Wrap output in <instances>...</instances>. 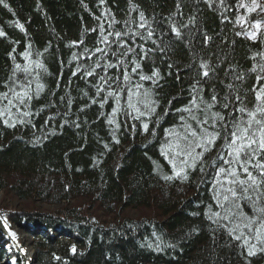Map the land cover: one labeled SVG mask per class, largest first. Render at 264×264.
Returning a JSON list of instances; mask_svg holds the SVG:
<instances>
[{"label":"trees","instance_id":"1","mask_svg":"<svg viewBox=\"0 0 264 264\" xmlns=\"http://www.w3.org/2000/svg\"><path fill=\"white\" fill-rule=\"evenodd\" d=\"M248 1L0 4V191L48 206L93 198L106 215L153 207L158 216H124L105 225L98 216H81L77 206L0 207L7 222L33 224L25 231L32 236L35 264H264V243L254 232L229 234L240 212L254 216L257 195L237 200L236 212L218 196V180L228 185L216 176L229 158L228 134L237 124L246 127L248 113L264 107L256 99L264 89V27L255 39L239 27L245 18L240 5ZM255 18L250 14L247 24ZM206 132L219 136L188 167L193 161L185 163L186 153L201 151L195 144ZM173 164L184 169L180 177L173 175ZM250 170L259 178L257 169ZM258 206L264 207V198ZM241 233L240 240L233 238ZM245 237H252L247 246ZM251 245L253 256L247 254ZM5 256L21 264L0 235V264Z\"/></svg>","mask_w":264,"mask_h":264},{"label":"snow or ice","instance_id":"2","mask_svg":"<svg viewBox=\"0 0 264 264\" xmlns=\"http://www.w3.org/2000/svg\"><path fill=\"white\" fill-rule=\"evenodd\" d=\"M0 4H3L5 8L9 7L8 4L4 2V0H0ZM240 7L246 8L249 13L255 12L257 9L264 11V7H261V5L256 2V0H252L251 6L242 3ZM141 20L143 21V13H141ZM17 26L21 29L23 28L22 25L18 24ZM139 26L143 28L145 25L144 23H141ZM253 27H255L258 32L262 27V22L255 21ZM173 31H176V29H173ZM257 32H250L248 33V35L250 38L255 39ZM3 35L4 33L0 32V36ZM115 35L119 37L122 34L117 32L115 33ZM124 35H127V33H124ZM152 35L153 33L149 31L148 37L150 38ZM105 40H107V37H105ZM101 51V49H97V52ZM130 51H132L131 48H129V52ZM97 67H99V65H97ZM107 67H113V65L109 64ZM139 67L140 65L136 64L135 68H133L132 71L135 72ZM17 68H19V65H17ZM203 74L204 76H207L208 72L205 71ZM87 75L91 76L93 75V73L88 72ZM157 75L158 73L153 71L152 76L155 77ZM124 79H128L127 73H125ZM140 79H149V77L141 76ZM99 91L100 89L98 88V92ZM111 94L112 93H109V95ZM4 95L5 97L7 96L6 93ZM14 95L19 97V93H14ZM24 95H27V93L25 92ZM132 95V91L129 90V107H134V105L131 103ZM216 99L217 98L215 96L212 97L213 101H215ZM256 99L260 103L264 104V89H261L259 92H257ZM8 103L11 105L12 100H9ZM193 103H195V99H193ZM209 107H211V105H209ZM225 107H227V105H225ZM240 111L244 110L240 109ZM113 112L115 113L116 109H113ZM257 113L264 115V107H257L255 112L248 113L249 120L247 122V126L241 127L239 124L235 125L234 130H232L226 137L227 143L225 144V147L228 149L227 156L229 158L224 159V164L226 165V167H220L216 172V176L218 178L223 177L224 182H226L228 185V187H224V183H221L218 180V183H220L221 187V193H218V196L222 194L223 201L234 205L236 212H239L240 210V205L236 203L237 200H252V196L249 194L255 193L257 195V199L252 200L254 216L250 218L246 214L240 212V222L235 224L233 229L229 230V234L232 235L235 231L246 228L250 232H254L256 241H258L259 243H264V207L258 206L259 200L261 198H264V192L260 191V189L264 187V163L260 162L264 161V120L257 119ZM25 115H27V113H25ZM215 115L219 119H223V117H219V114ZM193 119H196V117H193ZM5 123H7V121H5ZM203 123H207V121L205 120ZM254 125L258 127H254ZM144 127L147 128V125H144ZM190 135L192 137H196L198 134L196 131H192ZM218 136L219 133L215 132H206L205 135L201 136L199 138V142L195 144V147L200 148L201 151L195 156H192V151H188L185 155L186 164L188 158H191L193 161L192 164H189L187 166L195 167V160L201 158L209 149V147L214 145ZM185 140L188 141V137H185ZM191 145L192 141H188L189 148H191ZM184 154L185 153L183 151L181 153H178V155ZM250 169H257L259 172V178L257 177V175H254L253 171H251ZM182 173H184V169L181 168L179 171H177L175 164H173V175L175 177H180ZM241 173L244 174L245 178H241ZM183 178H187L186 174L183 175ZM165 179H173V176L165 177ZM226 211L232 214L233 210L231 208H226ZM215 215L220 216V213H215ZM223 219L228 220L229 216L225 215ZM242 236L243 233H241V235H234L233 238L236 240H240ZM250 239H252V237L244 238V244L246 246L249 244ZM72 251H76L75 247L72 248ZM260 251H264V249H260ZM247 254L249 256L255 255L256 245H251L250 247H248ZM57 259H59V257H57Z\"/></svg>","mask_w":264,"mask_h":264},{"label":"rangeland","instance_id":"3","mask_svg":"<svg viewBox=\"0 0 264 264\" xmlns=\"http://www.w3.org/2000/svg\"><path fill=\"white\" fill-rule=\"evenodd\" d=\"M256 2L258 4H260L261 7H264V0H256ZM244 4L251 6L252 0H249L247 3H244ZM244 12H245V18H243L241 20L239 27L240 28H247V31H245L246 35H248V33H250V32H257L256 28L253 27V24L255 21H261V19H259V17L264 16V11L257 9L255 12L249 13L247 11V9L245 8ZM252 13H253V15L256 16V18L253 20V22L251 24H247L246 18ZM246 24H247V26H246ZM263 27H264V22H262L261 28H263ZM86 199H89V198H80V199H76V200L69 202V203L77 206V205H81V204L86 203ZM30 205H36L41 209H55V208H58L60 206H66L68 204L62 203L59 206H48V205L40 203V202H33L32 200H21L17 197H14L13 195H11L7 191H0V207L1 208L4 207L7 210H15V209H24ZM87 213L94 215L95 217L98 216L99 218L98 217L97 218L103 222L105 221V223H109L111 221H113V222L118 221L120 218H122L124 216H129L131 218H138L141 216H156V217H158L157 212L153 207L152 208H144V207H142V208H126V209L118 210L115 214L106 215V214H103V212L100 208V205L99 206L96 205L95 207L93 205V209ZM7 223L10 225L11 224L13 225V223H11L9 221ZM16 233H18V232H16ZM21 234H22L21 240L25 244V249H21V250L24 251V254L30 255L34 252V249L31 247V237H30L31 235L26 233L25 231H21ZM11 247L13 248L14 251H16L14 246L11 245ZM6 259H9L8 264H12L13 261L11 260V258L5 256V260Z\"/></svg>","mask_w":264,"mask_h":264},{"label":"bare ground","instance_id":"4","mask_svg":"<svg viewBox=\"0 0 264 264\" xmlns=\"http://www.w3.org/2000/svg\"><path fill=\"white\" fill-rule=\"evenodd\" d=\"M72 201H74L73 199L72 200H69V201H66V202H63V203H67L68 205H66V206H71V207H74V206H76V205H72L71 203H69V202H72ZM61 205V204H60ZM93 205H94V207L97 205L98 206V202L97 201H94L93 200V198H89V199H86V203H84V204H81V205H77V207L79 208V211H80V213L82 214L81 216H84V217H86V215L85 214H87V212H89V211H91L92 209H93ZM59 206V205H58ZM66 206H62V207H66ZM61 208V207H60ZM90 210H89V209ZM12 211H14V210H12ZM89 214V213H88ZM87 214V215H88ZM91 215V214H90ZM60 218H61V216H60ZM88 218L90 219L91 217H89L88 216ZM89 219L88 220H86L85 219V222H89ZM59 222H61V223H63L64 221L62 220V218L61 219H57ZM90 222L91 223H94V221H92V220H90ZM100 222H102L103 223V221H100ZM95 223H97V222H95ZM20 227L17 225V224H15V223H13V225L11 224L10 226H8V229H7V234H2V233H0V235H1V240H2V243L3 244H9V245H12L13 246V244H15V245H18V247L20 248V249H25V244H24V242L21 240V238H22V234H21V231H25V230H27L28 228H31V226L33 225L32 223H28V225H27V227H26V225L24 224V221H20ZM104 224L105 225H107V223H105V221H104ZM35 227V229L38 231L39 229L41 230V228L39 227V225H35L34 226ZM16 232H18V233H16ZM26 232V231H25ZM26 233H28V232H26ZM28 234H30V233H28ZM31 237V239H32V236H30ZM12 260V259H11ZM13 261V260H12ZM3 262H5L6 264H8L9 263V259H6V260H4L3 259ZM12 264H13V262H12ZM28 264H35V259L33 258H31V257H29L28 256Z\"/></svg>","mask_w":264,"mask_h":264},{"label":"water","instance_id":"5","mask_svg":"<svg viewBox=\"0 0 264 264\" xmlns=\"http://www.w3.org/2000/svg\"><path fill=\"white\" fill-rule=\"evenodd\" d=\"M8 223L6 222V219L0 215V233L7 234L8 229ZM15 248V252L18 255L21 264H28V256H30L32 259L34 258V252L32 254H24V251H22L18 245L13 244Z\"/></svg>","mask_w":264,"mask_h":264}]
</instances>
